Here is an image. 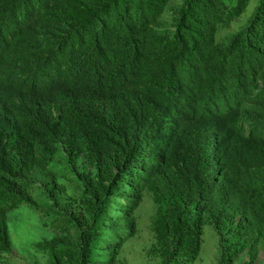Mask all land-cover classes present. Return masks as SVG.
Here are the masks:
<instances>
[{
    "label": "trees",
    "instance_id": "obj_1",
    "mask_svg": "<svg viewBox=\"0 0 264 264\" xmlns=\"http://www.w3.org/2000/svg\"><path fill=\"white\" fill-rule=\"evenodd\" d=\"M147 201L155 264L264 259V0H0V264H130Z\"/></svg>",
    "mask_w": 264,
    "mask_h": 264
},
{
    "label": "rangeland",
    "instance_id": "obj_2",
    "mask_svg": "<svg viewBox=\"0 0 264 264\" xmlns=\"http://www.w3.org/2000/svg\"><path fill=\"white\" fill-rule=\"evenodd\" d=\"M253 6L250 7V10ZM37 214V217H36ZM152 207L149 201L145 202L140 210L141 230L137 237L130 240L125 247L124 256L130 264H155V260H151L146 256V248L151 242V232L148 227ZM40 214L31 208L22 206L14 209L9 215V226L11 230V238L13 240V253L16 255L17 262L25 263L26 259L21 253V249L31 241L34 235H40ZM38 219V220H37ZM216 255V245L214 238L207 237V245L205 246L202 259L197 264H214ZM256 264H264V259H260Z\"/></svg>",
    "mask_w": 264,
    "mask_h": 264
}]
</instances>
